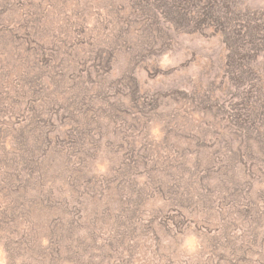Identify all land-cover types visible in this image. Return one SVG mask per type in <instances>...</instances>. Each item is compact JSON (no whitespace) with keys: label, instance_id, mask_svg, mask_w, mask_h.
Segmentation results:
<instances>
[{"label":"rangeland","instance_id":"1","mask_svg":"<svg viewBox=\"0 0 264 264\" xmlns=\"http://www.w3.org/2000/svg\"><path fill=\"white\" fill-rule=\"evenodd\" d=\"M186 1L0 0V264H264V0Z\"/></svg>","mask_w":264,"mask_h":264},{"label":"trees","instance_id":"2","mask_svg":"<svg viewBox=\"0 0 264 264\" xmlns=\"http://www.w3.org/2000/svg\"><path fill=\"white\" fill-rule=\"evenodd\" d=\"M170 1L171 2L169 4L171 6L167 8H170L171 10L172 8H174V11L172 12L174 13V16L171 19H167V18L166 19L170 21L172 26H174L175 28L187 27L191 23V19L190 17L184 16L186 11H184L182 7L181 8L179 7L180 6L179 0H170ZM184 1L187 2L186 0ZM158 2L166 3L165 0H162V1L158 0ZM182 12H183V15L179 17V15ZM170 13H168V17ZM43 135L46 138L48 137V140H49V136H50L49 133L47 134L44 133ZM17 143H18L17 145L21 148H24L25 145H27V141L26 140L23 141L22 139L18 140ZM38 149H40V147L35 148V149H28L27 151H28L29 158L26 161H24V165L21 167L20 171L17 172L15 170L10 169L9 171H7L8 178L6 177V181L4 182L0 181V193H2L3 190L5 191V193L2 194L1 196L3 197L4 200L6 197L10 198V199L5 200L7 201V203L5 207L2 208V211L0 212V219H2L0 221L1 225H3L7 219H10L12 221H14L15 219H20V221H22V223H20V226H23L25 225V223H27L25 221V217L29 218L30 217L29 215L32 214V208H33V205L36 204L35 199L37 195H30L28 191H32L34 188L33 190L34 192L41 193L40 185L39 186L37 185L38 181L35 180L34 175L38 173L43 176L47 169L46 164L50 163L49 160H40L39 162V159L35 158V155L37 156V153L39 152V151L37 152ZM12 167L15 168V165H12ZM21 171H25V172L21 173ZM11 196H13V198H11ZM0 207H1V203H0ZM31 228L33 230V233H35V230L32 224H31ZM24 232L25 230L23 229L22 233L18 235L19 239H16V240L11 239L10 245L6 247L7 255L11 257V259H9V262L14 261L13 257L16 255V252H18L19 249L24 250L25 248H27L28 250H32V246L34 245L33 241L35 240V235L32 236L31 230L25 233L26 237L28 238L27 247L20 248L18 247V246H21V244L19 243L17 246V240L18 241L23 240ZM56 247L61 248V245H57Z\"/></svg>","mask_w":264,"mask_h":264}]
</instances>
